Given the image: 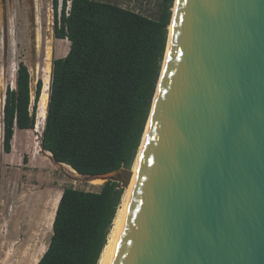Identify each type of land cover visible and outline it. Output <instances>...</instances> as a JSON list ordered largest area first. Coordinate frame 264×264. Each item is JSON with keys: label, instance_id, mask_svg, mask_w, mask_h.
<instances>
[{"label": "water", "instance_id": "water-1", "mask_svg": "<svg viewBox=\"0 0 264 264\" xmlns=\"http://www.w3.org/2000/svg\"><path fill=\"white\" fill-rule=\"evenodd\" d=\"M172 23L112 264H264V0H176Z\"/></svg>", "mask_w": 264, "mask_h": 264}, {"label": "trees", "instance_id": "trees-1", "mask_svg": "<svg viewBox=\"0 0 264 264\" xmlns=\"http://www.w3.org/2000/svg\"><path fill=\"white\" fill-rule=\"evenodd\" d=\"M172 4L163 0L153 20L96 0H62L58 14V0H52L54 37L69 42L66 56L52 62L40 138L53 163L91 178L131 169L160 75ZM30 86L29 70L20 62L14 87L4 93L6 154L15 129L35 126L42 82L33 96ZM123 192L114 182H104L99 192L63 189L37 264H98Z\"/></svg>", "mask_w": 264, "mask_h": 264}, {"label": "rangeland", "instance_id": "rangeland-1", "mask_svg": "<svg viewBox=\"0 0 264 264\" xmlns=\"http://www.w3.org/2000/svg\"><path fill=\"white\" fill-rule=\"evenodd\" d=\"M96 1L113 3L153 20L159 18L163 3V0ZM61 4L62 0H58V14ZM53 30L52 0H0V264L9 262L12 248L18 245L16 249L29 247L28 257L33 263L41 258L52 235L53 206L59 192L65 188L99 192L104 182L55 164L48 152L41 151L44 121L38 117L39 105L34 128L15 129L10 153L3 152L4 93L7 87H14L18 63L22 62L29 70L33 96L38 80L43 86L44 70L68 53L69 42L56 39Z\"/></svg>", "mask_w": 264, "mask_h": 264}, {"label": "bare ground", "instance_id": "bare-ground-1", "mask_svg": "<svg viewBox=\"0 0 264 264\" xmlns=\"http://www.w3.org/2000/svg\"><path fill=\"white\" fill-rule=\"evenodd\" d=\"M175 6H176V2L174 5V8L172 9L173 15H174ZM172 22H173V16H172V21H170L171 24L169 26V34L167 37L168 41H167L166 50L164 53L165 57H166V54H167L168 48H169V38H170V34H171V30H172V24H173ZM165 57L163 59H165ZM51 69H52V67H51V65H49V67L44 70L45 74H44V79H43V86H42L41 95H40V99H39V103H38V105H39L38 106V110H39V116L38 117H40L43 121H45L47 104H48V96H49L50 82H51ZM146 134H147V126L144 130V133H143V136L141 139V143H140V146H139V149H138V152H137V155H136V158L134 160V164H133V167L131 170L132 178H131L130 184L127 188L123 189L125 191L123 192L121 202H120V206H119L117 213H116V216L113 220L112 227H111L110 232H109L108 237H107L106 245L103 248V251L101 253L98 264H112L114 251H115L119 236L121 234L122 228L124 226V223H125V220L127 217L128 206H129L130 198H131L132 191H133V188L135 185V180L137 177V172H138L140 161H141L143 147H144V144L146 141ZM60 196H61V192H59V194L57 195V197L55 199V204L53 206L52 222H53L55 210H56ZM51 229H52V225H51ZM17 247L12 248V251H11V254L9 257V262L6 264H37V262L39 261L40 258L37 259L36 261H34V263H33V260L28 257L29 247H25L24 249H16ZM45 250L46 249H44L41 256L44 254ZM15 259H17V261Z\"/></svg>", "mask_w": 264, "mask_h": 264}, {"label": "built area", "instance_id": "built-area-1", "mask_svg": "<svg viewBox=\"0 0 264 264\" xmlns=\"http://www.w3.org/2000/svg\"><path fill=\"white\" fill-rule=\"evenodd\" d=\"M68 7H69V5H68ZM67 11H68V8H67Z\"/></svg>", "mask_w": 264, "mask_h": 264}]
</instances>
